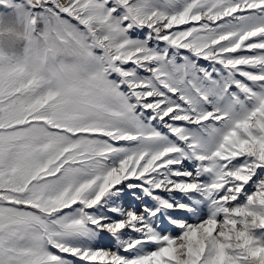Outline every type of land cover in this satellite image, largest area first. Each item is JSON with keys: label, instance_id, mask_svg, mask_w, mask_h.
<instances>
[{"label": "snow or ice", "instance_id": "6c2138e0", "mask_svg": "<svg viewBox=\"0 0 264 264\" xmlns=\"http://www.w3.org/2000/svg\"><path fill=\"white\" fill-rule=\"evenodd\" d=\"M0 264H264V0H0Z\"/></svg>", "mask_w": 264, "mask_h": 264}]
</instances>
